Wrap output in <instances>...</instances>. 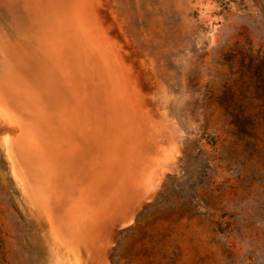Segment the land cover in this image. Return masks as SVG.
I'll return each mask as SVG.
<instances>
[{
  "label": "rangeland",
  "instance_id": "rangeland-1",
  "mask_svg": "<svg viewBox=\"0 0 264 264\" xmlns=\"http://www.w3.org/2000/svg\"><path fill=\"white\" fill-rule=\"evenodd\" d=\"M0 1V264H264V0Z\"/></svg>",
  "mask_w": 264,
  "mask_h": 264
},
{
  "label": "bare ground",
  "instance_id": "bare-ground-1",
  "mask_svg": "<svg viewBox=\"0 0 264 264\" xmlns=\"http://www.w3.org/2000/svg\"><path fill=\"white\" fill-rule=\"evenodd\" d=\"M6 1H7V0H6ZM6 1H5V2H6ZM30 1H31V0H30ZM41 1H44V0H41ZM0 2H1V1H0ZM12 2H13V0H12ZM44 2H46V0H45ZM6 3H7L8 5H10L11 2H10V3L6 2ZM46 3H47V2H46ZM22 4H23V3H22ZM39 5H40V4H39ZM46 5L48 6V4H46ZM37 6H38V5H37ZM42 6H44V5L42 4ZM42 6H41V7H42ZM22 7H23V6H22ZM31 7H32V9H34V8H33L34 6H31ZM45 7H46V6H44V8H45ZM26 8H27V7H26ZM39 8H40V7H39ZM44 8L41 9V10H44ZM23 9H24V8H23ZM28 9H29V8H28ZM29 10H30V9H29ZM38 10H39V9H38ZM26 11H27V10H26ZM29 12H30V11H29ZM35 12H36V11H35ZM37 12H38V11H37ZM41 12H42V11H41ZM30 13H31V12H30ZM38 13H39V12H38ZM38 13H37V14H38ZM34 14H35V13H34ZM39 16H40V14H39ZM39 16H38V17H39ZM59 16H60V15H59ZM61 16H62V15H61ZM32 17H33V14H32ZM34 17H35V16H34ZM36 17H37V16H36ZM40 17L43 18V15L41 14ZM40 17H39V18H40ZM61 18H62V17H60V19H61ZM34 19H36V18H34ZM34 19H33V20H34ZM56 19H57V18H56ZM56 19H55V20H56ZM62 19H63V18H62ZM62 19H61V20H62ZM64 19H65V18H64ZM33 20H32V21H33ZM36 20H38V19H36ZM45 21H46V20H44V22H45ZM40 22H41V21H40ZM56 22H57V21H56ZM59 22H60V21H59ZM59 22H58V23H59ZM38 23H39V22H38ZM58 23H57V24H58ZM61 23H64V22L62 21ZM37 25H39V24H37ZM37 25H36V26H37ZM42 25H43V22L41 23L40 26H42ZM65 25H66V22H65L64 27H63L64 29H66V28H65V27H66ZM33 26H34V25H33ZM36 26H35V27H36ZM43 26H44V25H43ZM57 26H61V25L58 24ZM62 26H63V25H62ZM62 26H61L60 28H62ZM38 27H39V26H38ZM38 27H37V30H38ZM44 27H45V26H44ZM44 27H43V28H44ZM67 27H69V26L67 25ZM58 28H59V27H58ZM63 28H62V29H63ZM52 30H53V29H51V32H50V29H49V32L52 33ZM38 31H41V28H40V30H38ZM45 31H47V29H45ZM58 31H59V30H58ZM63 31L66 32V30H63ZM67 31L69 32V30H67ZM60 32H61V31H60ZM64 32H63V34L60 33V36H61V35L63 36V35L65 34ZM68 32H66V33L69 34ZM1 33H2V32H1ZM1 33H0V34H1ZM38 33H39V32H38ZM42 33H43V32H42ZM3 34H4V33H3ZM23 34H24V33H23ZM52 34H53V33H52ZM52 34H50V35H52ZM73 34H74V33H73ZM5 35H6V34H5ZM5 35H4V36H5ZM55 35H56V34H55ZM58 35H59V34H58ZM0 36H1V35H0ZM6 36H7V35H6ZM37 36H38V35H37ZM41 36H43V35H41ZM64 36H65V37H68V35H66V34H65ZM7 37H8V36H7ZM19 37H20V36H19ZM49 37H51V36H49ZM69 37H72V38H73V36L70 35V34H69ZM69 37H68V38H69ZM23 38H24V37H23ZM45 38H46V37H45ZM74 38H75V37H74ZM24 39H25V38H24ZM52 39L55 40L56 38H54V37L52 36ZM61 39H62V38H61ZM65 39H66V38H65ZM1 40H3V39L1 38ZM4 40H6V39H4ZM48 40H49V39H48ZM55 41L57 42V40H55ZM63 41H64V39H63ZM24 42H26V41H24ZM45 42H47V41H45ZM56 42H55V43H56ZM60 42H61V41H60ZM64 42H65V41H64ZM67 42H68V40H67ZM67 42H65L66 45H67V44L69 45V43H67ZM47 43H48V42H47ZM53 43H54V41H53ZM58 43H59V42H58ZM58 43H57V45H58ZM4 44H5V43H4ZM16 44H17V43H16ZM28 44H30V43H28ZM28 44H27V45H28ZM31 44H32V43H31ZM45 44H46V43H45ZM59 44H61V43H59ZM76 44H77V41H76ZM14 45H15V44H14ZM32 45H33V44H32ZM37 45H38V44H37ZM55 45H56V44H55ZM57 45H56V46H57ZM7 46H9V45H7ZM28 46H29V45H28ZM33 46H34V45H33ZM38 46H39V45H38ZM46 46H49V45H46ZM70 46H71V45H70ZM18 47H19V46H18ZM39 47H40V46H39ZM58 47H59V45L57 46V49H59ZM67 47H68V46H67ZM79 47H80V46H79ZM48 48H49V47H48ZM64 48H65V46H64ZM55 49H56V48H55ZM57 49H56V51H58ZM60 49H61V48H60ZM60 49H59V52H58V53H60ZM74 49H75V48H74ZM74 49H73V50H74ZM27 50H28V49L26 48V51H27ZM48 50H49V49H48ZM61 50H62V49H61ZM70 50H72V49H70ZM74 51H76V50H74ZM74 51L72 52V54L75 53ZM77 51H80L81 53H80V54H79V53L76 54V55H78V56L76 57V60L79 59V58H81L80 55L82 54L81 49H80V50H77ZM77 51H76V52H77ZM83 51H84V50H83ZM43 52H45V51H43ZM48 52H49V51H48ZM67 52H68V49H67ZM55 53H56V52H55ZM4 54H6V53H4ZM28 54H29V53H28ZM38 54H39V53H37V56H38ZM42 55H43V54H42ZM45 55H46V54H44V56H45ZM59 55L61 56V54H59ZM73 55H74V54H73ZM76 55H74V56H76ZM27 56H28V55H27ZM30 56H31V54H30ZM40 56H41V55H40ZM62 56H63V54H62ZM62 56H61V57H62ZM74 56H72V58H73ZM79 56H80V57H79ZM28 57H29V56H28ZM42 57H43V56H42ZM46 57H47V56H46ZM46 57H44L43 59H45ZM51 57H52V56H51ZM55 57H56V56H55ZM55 57H54V58H55ZM57 57H58V56H57ZM57 57H56V58H57ZM7 58H8V56H7ZM29 58H31V57H29ZM47 58L49 59V57H47ZM52 58H53V57H52ZM68 58H69V57H68ZM72 58H71V59H72ZM58 59H59V58H58ZM63 59H64V58H63ZM69 59H70V58H69ZM71 59H70V62H71ZM60 60H61V59H60ZM64 60H65V59H64ZM74 60H75V59H74ZM79 60H80V59H79ZM79 60H78V61H79ZM86 60H87V59H86ZM0 61H1V60H0ZM47 61H48V60H47ZM49 61H50V60H49ZM49 61H48V62H49ZM52 61H53V60H52ZM61 61H62V60H61ZM78 61H75V62L78 63ZM1 62H2V61H1ZM3 62H4V61H3ZM24 62H25V61H24ZM37 62H38V61H37ZM63 62H65V61H63ZM38 63H39V62H38ZM73 63H74V62H73ZM30 64H31V63H30ZM46 64H47V63H46ZM55 64H56V63H55ZM60 64H61V63H60ZM64 64H67V63L65 62ZM79 64L81 65L80 62H79ZM79 64H78V66H79ZM88 64H89V63H88ZM31 65H32V64H31ZM31 65H30V66H31ZM67 65H68V64H67ZM73 65H74V64H73ZM89 65H90V64H89ZM28 66H29V65H28ZM28 66L26 65L25 68L28 67ZM53 66H54V65H53ZM61 66H62V65H61ZM82 66H83V65H82ZM47 67H50V66H48V64H47ZM79 67H80V66H79ZM79 67H78V68H79ZM23 68H24V67H23ZM25 68H24V69H25ZM31 68H32V67H31ZM55 68H56V67H55ZM66 68H67V66H66ZM68 68H69V66H68ZM68 68H67V69H68ZM78 68H77V69H78ZM86 68H87V67H86ZM29 69H30V68H29ZM29 69H28V72H31V71H30L31 69H30V70H29ZM48 69H49V68H48ZM67 69H65V67H64L63 70H67ZM75 69H76V68H75ZM80 69H81V67H80ZM80 69H79V71H80ZM83 69H84V67H83ZM36 70H38V69H36ZM85 70H86V69H85ZM49 71H50V70H49ZM58 71H59V70H58ZM68 71H69V70H68ZM77 71H78V70H77ZM79 71H78V72H79ZM81 71H82V70H81ZM81 71H80V72H81ZM20 72H21V71H20ZM28 72H27V74H28ZM35 72H37V71H35ZM69 72H70V71H69ZM73 72H74V70H73ZM78 72H77V73H78ZM80 72H79V73H80ZM85 72H86V71H85ZM55 73H56V72H55ZM77 73H76V75H77ZM82 73L84 74V72H81L80 74H82ZM53 74H54V73H53ZM53 74H52V75H53ZM72 74H73V73H72ZM80 74H79V75H80ZM83 74H82V75H83ZM6 75H7V74H6ZM11 75H12V74H11ZM24 75H25V74H24ZM24 75H23V76H24ZM68 75H69V74H68ZM85 75H86V73H85ZM0 76H1V73H0ZM65 76H67V74H66ZM74 76H75V75H74ZM74 76H73V77H74ZM80 76H81V75H80ZM27 77H28V76H27ZM33 77H34V76H33ZM49 77H51V75H50ZM67 77H68V76H67ZM67 77H65V78H67ZM76 77H77V76H76ZM82 77H84V75H83ZM25 78H26V77H25ZM30 78H31V76H30ZM47 78H48V77H47ZM59 78H60V77H59ZM3 79H4V78H2L1 81H3ZM26 79H27V81H28V80H29V77L26 78ZM32 79H33V78H32ZM35 79H36V78H35ZM48 79L51 81L52 78H48ZM48 79H47V81H48ZM69 79H70V75H69ZM76 79L78 80V78H76ZM83 79H84V78H83ZM85 79H86V77H85ZM85 79H84V80H85ZM52 80H53V79H52ZM60 80H63V79L61 78ZM60 80H59V81H60ZM72 80H75V79L73 78ZM86 80H87V79H86ZM70 81H71V80H70ZM70 81H68V82H70ZM75 81H76V80H75ZM43 82H46V81H43ZM62 82H63V81H61V83H62ZM77 82H78V81H77ZM77 82H76V83H77ZM30 83H31V81H30ZM71 83H72V82H70V84H71ZM79 83H80V82H79ZM42 84H44V83H42ZM55 84H56V83H55ZM63 84H64V83H63ZM63 84H62V85H63ZM72 84H73V83H72ZM47 85H48V84H47ZM49 85H50V84H49ZM82 85H84V83H83ZM71 86H73V85H71ZM75 86H76V89L74 88ZM78 86H80V85H78ZM45 87H47V86H45ZM60 87H62V86H60ZM68 87H69V86H68ZM74 87H73V88L77 91V85H75V83H74ZM3 88H4V87H3ZM56 88H57V87H56ZM63 88H64V87H63ZM70 88H71V87H70ZM9 89H10V88H9ZM11 89H12V88H11ZM41 89H42V88H40V90H39V89H38V90L42 92ZM46 89H47V88H46ZM46 89H44V91H45ZM64 89H65V88H64ZM74 89H73V90H74ZM25 90H26V89H25ZM38 90H37V91H38ZM10 91H13V90H10ZM26 91H27V90H26ZM46 91H47V90H46ZM57 91H58V90H57ZM57 91H56V92H57ZM66 91H67V89H66ZM70 92H71V91H70ZM0 93H1V92H0ZM29 93H30V92H29ZM42 93H44V92H42ZM52 93H55V92L53 91ZM65 93H66V92H65ZM79 93H80V92H79ZM35 94H36V93H35ZM57 94H59V92H58ZM0 95H1V94H0ZM3 95H4L3 97H5V99H6V96H5L4 93H3ZM6 95H7V94H6ZM28 95H29V94H28ZM45 95H47V94H45ZM41 96H42V95H41ZM0 97H1V96H0ZM36 97H37V95H36ZM42 97H43V96H42ZM44 97H45V96H44ZM74 97H77V96H74ZM80 97H81V96H80ZM58 98H59V97H58ZM83 98H85V97H82L81 99H80V98H79V99L81 100V102L84 103V101H83L84 99H83ZM86 98H87V97H86ZM0 99H2V97H1ZM27 99H28V98H27ZM72 99H73V98H72ZM72 99H71V100H72ZM3 100H4V99H3ZM8 100H9V99H8ZM8 100H7V101H8ZM31 100H32V99H31ZM36 100H37V99H36ZM46 100H47V99H46ZM49 100H50V99H49ZM51 100H52V99H51ZM38 101H39V100H38ZM44 101H45V100H44ZM75 101L78 102L77 99L74 98V100H73V104H72V105H76V103H74ZM0 102H1V100H0ZM52 102H53V101H52ZM52 102H51V103H52ZM61 102H62V101H61ZM81 102H78V105H76V106L81 107V108L77 110L78 107H75V108H76L75 111H72V110L75 109V108L73 109L74 106H73V107H69L70 109H68V107H67V108H66L67 110H66V109L64 108L65 105H63V103H62V106H64V107H62L60 104H59V107L61 106L62 108L65 109V110H63V109L61 108L62 111L65 112V114L67 113L68 110L70 111L71 108H72L71 113L74 112V113L76 114L77 112L80 111L81 113H78V114L82 115V111H83L82 109L84 108L83 105L86 104V103H84V104L82 105ZM1 103L3 104V102H1ZM5 103H7V102H5ZM8 103H9V102H8ZM45 103H46V102H45ZM45 103H44V105H45ZM48 103H49V102H48ZM48 103H46V104H48ZM88 103H89V101H88ZM12 104H13V103H12ZM33 104H34V103H33ZM64 104H65V103H64ZM79 104H80V105H79ZM4 105H5V104H4ZM7 105H8V107L10 108L11 102H10V105H9V104H7ZM38 105H39V104H38ZM72 105H71V106H72ZM11 106H12V105H11ZM16 106H17V105H16ZM69 106H70V105H69ZM84 106H85V105H84ZM89 106H90V104H89ZM5 107L7 108V106H5ZM5 107H4V108H5ZM13 107H14V106H12L11 109H12ZM55 107H56V106H55ZM55 107H54V108H55ZM17 108H19V107L17 106ZM37 108H39V107H37ZM44 108H45V107H44ZM90 108H91V107H90ZM7 109H8V108H7ZM7 109H5V110L8 111L9 114H10L11 116H15V115H13V114L10 113L13 109H12V110L10 109L11 111H10V110H7ZM33 109H34V108H33ZM39 109H41V108H39ZM87 109H88V108H87ZM15 110H16V108H15L13 111H15ZM21 110H22V109H21ZM21 110H19V111L21 112L20 114H22V112H23V111H21ZM42 110H44V109L42 108L41 111H42ZM54 110H57V109L55 108V109H53V111H54ZM81 110H82V111H81ZM90 110H91V109H90ZM2 111H3V110H2ZM41 111H40V112H41ZM49 111H50V110H49ZM53 111H51V113H50L51 115H52V112H53ZM59 111H61V110L59 109L58 112H59ZM76 111H77V112H76ZM86 111H87V110H86ZM86 111H85V114H84V115H86V119H85V116H83V117H84L83 120H88V119H87L88 117L93 116V115H91L92 110H91L90 112H86ZM36 112H37V111H36ZM45 112H47V111H45ZM58 112H57V113H58ZM37 113H38V112H37ZM55 113H56V112H55ZM60 113H61V112H59L58 114H60ZM86 113H88V114H86ZM89 113H90V115H89ZM1 114H2V113H1ZM27 114H28V113H27ZM47 114H48V113H47ZM68 114H70V112H69ZM31 115H32V114H31ZM76 115H77V114H76ZM76 115H75V116H76ZM18 116H19V115H18ZM53 116H54V115H53ZM61 116L64 117V115H62V114H61ZM61 116H58V117H61ZM70 116H71V115H70ZM73 116H74V115L72 114L71 117H73ZM87 116H88V117H87ZM21 117H23V116H21ZM56 117H57V116H55L54 118H56ZM58 117H57V118H58ZM68 117H69V116H68ZM54 118H53V120H54ZM69 118H70V117H69ZM73 118H75L76 120H79L78 118H80V116H79V117H78V116H77V117H73ZM73 118H70V119L72 120ZM33 119H34V118H33ZM33 119H30V120H33ZM60 119H61V118H60ZM63 119H64V118H63ZM63 119H61V120L63 121ZM70 119H69V124L67 125L68 128L71 127L70 124L73 125V121H74V122L76 121V120L74 119V120H72V122H71ZM89 119H90V118H89ZM12 120H13V118H12ZM14 120H15V119H14ZM14 120H13V121H14ZM23 120H24V118L22 119V121H23ZM26 120H27V119H26ZM30 120H29V121H30ZM53 120H52V121H53ZM58 120H59V119H58ZM58 120H57V124L59 123ZM83 120H82L83 125L81 124V126L79 125V127L85 128V127L88 126V125L86 124L87 121H83ZM27 121H28V120H27ZM29 121H28V122H29ZM90 121H91V120H90ZM25 122H26V121L24 120V123H25ZM60 122H61V121H60ZM70 122H71V123H70ZM84 122H85V125H86V126L84 125ZM16 123H18V122H16ZM31 123H32V121H31ZM52 123H53V122H52ZM20 124H23V123L20 122ZM20 124L18 123V125H20ZM29 124H30V123H29ZM33 124H34V123H33ZM77 124H78V121H77ZM25 125H26V124H25ZM34 125H35V124H34ZM63 125H64V124H63ZM26 126H27V125H26ZM26 126H25V127H26ZM32 126H33V125L31 124V127H32ZM51 126H52V125H51ZM55 126H56V125H55ZM64 126H66V124H65ZM73 126H75V125H73ZM84 126H85V127H84ZM28 127H29V126H28ZM31 127H30V128H31ZM60 127H61V126H59L58 131H59V133H62V132H60L62 129L59 130ZM20 128H21V127H20ZM30 128H29V129H30ZM68 128L66 127V130H67ZM92 128H93V127H92ZM22 129H24V127H23ZM31 129H32V128H31ZM31 129H30V130H31ZM69 129H71V128H69ZM75 129L77 130V128L74 127V130H75ZM78 129H79V128H78ZM25 130H26V129H25ZM76 130H75V131H76ZM26 131H27V130H26ZM75 131H74V133H75ZM80 131H83V130L81 129ZM63 132H64V134H65V131H63ZM28 133H29V132H28ZM59 133L57 132V134H59ZM70 133H71V131H70ZM77 133H78V132H77ZM80 133H81V132H80ZM75 134H76V133H75ZM78 134H79V133H78ZM25 135H26V134H25ZM31 135H32V134H31ZM33 135H34V133H33ZM75 137H76V136H75ZM77 137H78V136H77Z\"/></svg>",
  "mask_w": 264,
  "mask_h": 264
},
{
  "label": "trees",
  "instance_id": "trees-1",
  "mask_svg": "<svg viewBox=\"0 0 264 264\" xmlns=\"http://www.w3.org/2000/svg\"><path fill=\"white\" fill-rule=\"evenodd\" d=\"M0 250H1V240H0Z\"/></svg>",
  "mask_w": 264,
  "mask_h": 264
}]
</instances>
